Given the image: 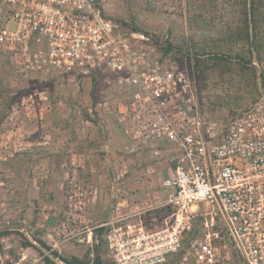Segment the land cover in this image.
<instances>
[{"label":"rangeland","instance_id":"374dc122","mask_svg":"<svg viewBox=\"0 0 264 264\" xmlns=\"http://www.w3.org/2000/svg\"><path fill=\"white\" fill-rule=\"evenodd\" d=\"M109 19L152 34L195 81L204 120L222 136L264 104V0H97ZM250 37L248 41L247 37ZM103 85L27 72L0 48V264H114L107 223L141 218L157 228L173 167L136 150ZM184 250L161 264H181ZM44 244L42 245L41 244ZM227 264H240L229 251Z\"/></svg>","mask_w":264,"mask_h":264},{"label":"built area","instance_id":"2783aa9c","mask_svg":"<svg viewBox=\"0 0 264 264\" xmlns=\"http://www.w3.org/2000/svg\"><path fill=\"white\" fill-rule=\"evenodd\" d=\"M0 48L27 72L98 82L120 114L131 152L171 161L160 226L141 218L107 223L114 264H264V104L237 116L222 136L204 120L190 73L165 43L106 18L95 0H0Z\"/></svg>","mask_w":264,"mask_h":264},{"label":"trees","instance_id":"16d2710c","mask_svg":"<svg viewBox=\"0 0 264 264\" xmlns=\"http://www.w3.org/2000/svg\"><path fill=\"white\" fill-rule=\"evenodd\" d=\"M247 1H249V3H250L249 4L250 5V8H249V12H248L249 15L246 18V26L248 28L249 25H252V27L255 29L258 25H260L259 24V20L256 19V14H255L254 6H253V0H247ZM132 30H136V29H132ZM247 39H248V41H250V37L249 36L247 37ZM165 53H166V50H165ZM93 82L96 84L95 81H93ZM41 244H42V242H41ZM42 245H44V244H42ZM62 261L65 264H81L77 260H66V259H62ZM95 264H110V263H108V262H101L100 261V258L97 257L95 259Z\"/></svg>","mask_w":264,"mask_h":264},{"label":"water","instance_id":"95a60500","mask_svg":"<svg viewBox=\"0 0 264 264\" xmlns=\"http://www.w3.org/2000/svg\"><path fill=\"white\" fill-rule=\"evenodd\" d=\"M95 2H97V0H95Z\"/></svg>","mask_w":264,"mask_h":264}]
</instances>
